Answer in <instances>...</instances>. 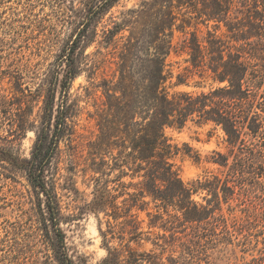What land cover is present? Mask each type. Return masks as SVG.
<instances>
[{
    "label": "trees",
    "instance_id": "16d2710c",
    "mask_svg": "<svg viewBox=\"0 0 264 264\" xmlns=\"http://www.w3.org/2000/svg\"><path fill=\"white\" fill-rule=\"evenodd\" d=\"M118 1H80L75 33L60 50L56 67L39 77L33 89L14 73L10 78L15 93L8 97L0 79V130L10 140L27 131L34 134L28 158L0 147V169L24 174L37 198L40 230L58 264L74 262L60 226L70 216L63 215L57 190L77 192L71 174L61 175L55 165L62 142L73 170L77 158L86 153L82 171L91 174L93 189L91 201L81 210L105 219L104 230L98 219L106 251L98 264H212L208 250L221 241L231 244L245 220L221 212V203H228L233 195L228 180L214 177L185 183L181 179L176 158L185 154L197 162L199 156L187 145L183 152L166 132L182 130L188 122L220 128L229 153L213 152L212 160L228 167L233 181L246 167L253 168L255 159L263 160L257 144L248 141L256 138L261 127L256 111L262 97L258 93L261 71L254 61L264 51V0H144L137 9L121 13L119 21H110L101 30L100 43L111 48V58L96 53L101 64L114 69L112 78L100 83L98 134L91 140L76 132L80 109L70 87L86 66L85 49L95 41L97 25ZM175 31L182 36L174 43ZM171 55L184 56L185 66L176 74L168 62ZM195 76L209 78L216 86L171 92L189 87ZM193 87L199 88V83ZM259 164L262 168L264 161ZM125 177L130 180L123 182ZM200 191L210 195V199L202 197L204 204L193 199ZM140 213L146 214L149 230L163 231L155 234L148 251L130 246L150 234L143 230ZM114 240L118 244L111 246Z\"/></svg>",
    "mask_w": 264,
    "mask_h": 264
},
{
    "label": "rangeland",
    "instance_id": "374dc122",
    "mask_svg": "<svg viewBox=\"0 0 264 264\" xmlns=\"http://www.w3.org/2000/svg\"><path fill=\"white\" fill-rule=\"evenodd\" d=\"M81 0H0V79L4 94L12 96L14 84L10 75L19 73L22 83L32 89L38 83V78L49 69H54L58 64V55L75 33L79 15L76 10L80 7ZM144 0H119L107 12L97 25V36L93 43L85 49L89 55L81 73L73 80L70 87L71 97L78 100L80 112L75 119L77 134L87 139H95L98 134L96 126V111L101 101L100 83L103 78L111 79L114 65L99 62L102 54H108L110 60L111 48H103L101 44V30L108 27L110 21H119L120 14L128 9H137ZM259 4L263 5L261 1ZM72 6L74 7L73 10ZM259 10H262L259 6ZM112 18V19H111ZM200 29L204 30L202 26ZM224 28L221 25V31ZM181 34L174 32L173 42L181 39ZM254 44L257 42L254 39ZM184 56L171 55L168 62L174 74L185 66L182 62ZM258 69L261 71V83L258 93L261 127L255 139L248 143L257 144L256 151L263 154V160L255 159L253 168H245L243 173L237 174V180L230 178L228 167L224 168L214 163L213 152L227 155L228 146L225 135L220 128L212 125L197 127L188 122L182 130H167V136L172 144L177 145L182 151L185 145L191 148L192 153L199 156V161H194L185 154H180L175 160V167L185 183L194 180H213L217 177L221 181L228 180V186L233 187V195L228 203H221V212L226 217H235L245 220L242 232L232 236L231 244L221 241L218 247L208 250L209 260L212 264H245L255 260L258 264L264 262V164L260 168V161H264V51L258 57ZM94 63V64H93ZM199 83V88L193 87ZM189 87H180L171 90L198 92L207 91L216 86L209 78L200 79L193 77ZM37 109L34 110L36 113ZM0 147L10 148L20 158H28L34 142V134L27 131L19 139H11L8 133L0 130ZM9 140V141H6ZM61 155L55 161L61 175L71 176L75 182L77 192L67 191L60 187L57 191L64 216H70L65 223H61L64 233V242L68 256L74 264H98L105 256L102 247V238L98 231V219L102 221L105 229V219L102 214L98 217L89 212H84L82 207L92 199L93 181L90 173L82 171L83 157L77 158L78 164L73 167L69 162V150L64 142L60 143ZM184 152V151H183ZM79 157V156H78ZM262 158V157H261ZM232 159L229 158V165ZM3 173L5 176H3ZM129 177L122 179L128 182ZM63 184V180H60ZM202 197L210 199L205 191H200L193 196L196 202L204 204ZM38 203L25 176L18 171H4L0 169V264H58L53 257V252L48 240L40 230L38 222ZM83 212V213H82ZM250 219H247V216ZM143 219V230L150 234L143 235L139 245L130 246L137 251H148L153 248L151 241L155 234H162L157 229L149 230L148 218L145 213H140ZM154 234V235H153ZM167 235V233H166ZM149 238L150 240H145ZM117 240L110 243L116 246ZM159 248L155 250L158 252ZM168 252L164 254L166 257Z\"/></svg>",
    "mask_w": 264,
    "mask_h": 264
}]
</instances>
